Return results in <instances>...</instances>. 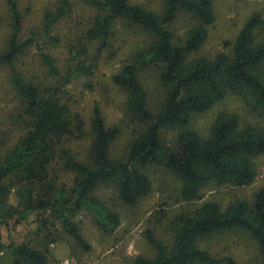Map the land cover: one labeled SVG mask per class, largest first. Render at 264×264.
Here are the masks:
<instances>
[{"label": "trees", "instance_id": "obj_1", "mask_svg": "<svg viewBox=\"0 0 264 264\" xmlns=\"http://www.w3.org/2000/svg\"><path fill=\"white\" fill-rule=\"evenodd\" d=\"M82 1L94 13L81 35L85 43L70 56L72 65L62 71L45 47L59 43L51 35L53 27L73 12L74 0H55L53 8L43 12L42 43L32 32L21 38L20 0H0V24L8 28L0 67L8 68L19 103L14 122L23 131L0 156V226L15 227L30 217L36 222L32 241L6 243L0 233V264H48V246L60 239V233L89 251L76 216L88 211L99 230L113 232L120 216L95 191L99 186L112 187L123 205H136L152 190L141 170L146 165H160L172 174L179 182L178 201L185 203L200 200L207 186L247 187L258 175L255 159L264 155V16L260 12L252 11L233 40L225 41L227 51L209 58L195 54L215 20L211 0H162L158 12L130 0ZM179 15L192 21L181 34L173 26ZM118 25L140 31L146 39L111 76L112 83L125 92L127 112L138 127L125 154L111 157L119 130L106 126L95 105L86 131L65 88L72 78L92 74ZM92 44H97L96 52L89 59ZM30 47L36 49L44 68L42 77L25 75L17 68L18 59ZM148 67L158 71L164 89L155 111L149 109L140 80L141 70ZM229 94L259 122L242 124L235 112L220 109L208 134L201 136L190 125L192 115L207 112ZM165 130L174 132L171 143L162 138ZM87 134L91 138L88 160H81L68 142ZM56 168L71 176L70 186L57 185ZM12 196L14 203L9 200ZM170 227V244L148 231L154 256L137 255L133 264H223L225 259L213 256L206 243L214 234L230 230L248 234L264 264V184L250 199L234 198L225 207L215 200L201 201L191 212L175 215Z\"/></svg>", "mask_w": 264, "mask_h": 264}, {"label": "rangeland", "instance_id": "obj_2", "mask_svg": "<svg viewBox=\"0 0 264 264\" xmlns=\"http://www.w3.org/2000/svg\"><path fill=\"white\" fill-rule=\"evenodd\" d=\"M140 3L147 8L160 11L162 0H130ZM215 15L214 22L208 28V36L199 52L195 55L213 57L221 51H227L225 41H232L243 25L246 17L252 11H258L264 16V0H211ZM55 0H20V8L24 13L21 38L30 36L44 41L41 37V20L45 10L52 9ZM94 10L82 0H74L73 12L59 21L51 35L59 38L56 45H46L45 51L50 53L55 64L65 71L70 56L75 53L82 40V32ZM192 21L188 16L179 15L174 23L176 33L181 34ZM8 28L4 22L0 24V49L5 44ZM146 36L140 31L134 32L121 25L116 26V33L110 39V46L98 55L97 65L92 74H82L72 78L66 86L72 108L78 111L88 130L92 109L97 105L101 111L107 127H116L118 136L110 147L111 157L123 156L135 130L136 121L126 109V94L115 86L111 76L118 72L131 50L144 41ZM97 44L89 47L88 58L96 52ZM90 64V62H88ZM17 68L25 75H44V68L40 66L37 51L34 47L28 48L18 59ZM140 80L147 92L149 109L155 111L164 98V89L158 80V71L154 67L141 70ZM19 103L10 83L9 71L0 67V156L10 148L22 135L23 131L14 122ZM220 109L235 112L242 124H257L259 119L252 114L234 95H227L203 114H193L190 120L191 127L201 136H206L215 113ZM162 138L171 143L174 138L172 130L162 132ZM91 138L84 137L68 142L72 153L81 160H88ZM258 175L254 183L247 187H214L212 185L202 190V198L198 201L185 203L178 201L179 182L177 179L157 164H149L141 168L151 181L152 190L134 206H125L117 198L112 187L99 186L95 194L109 208L120 216V225L111 233L106 234L99 230L92 213L81 211L75 218L80 233L90 245L89 251H84L72 239L60 233V239L48 246V264H133L137 255L153 257L154 249L149 244L146 235L151 231L155 238L170 244L172 232L170 221L179 213L191 212L201 201L215 200L222 207L234 198L250 199L255 190L264 184V155L255 159ZM53 176V175H52ZM53 179L57 185H71V176L60 168L54 170ZM9 199L14 203V196ZM9 223H12L9 221ZM36 222L33 217L28 221L10 228L0 226L2 240L19 242L32 241L33 229ZM206 245L215 257L224 258L223 264H260V254L255 242L248 234L230 230L214 234Z\"/></svg>", "mask_w": 264, "mask_h": 264}]
</instances>
